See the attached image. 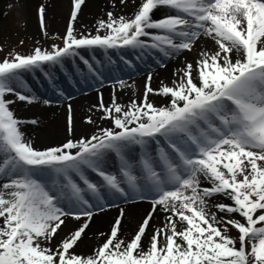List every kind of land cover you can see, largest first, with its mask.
I'll use <instances>...</instances> for the list:
<instances>
[{"label":"snow or ice","instance_id":"1","mask_svg":"<svg viewBox=\"0 0 264 264\" xmlns=\"http://www.w3.org/2000/svg\"><path fill=\"white\" fill-rule=\"evenodd\" d=\"M84 4L73 0L63 46L0 61V264H264V0H139L131 18L109 11L95 35L74 27ZM161 10L170 14L157 18ZM45 11L41 5L38 20L46 32ZM208 42L213 48L178 67L172 86L154 89L149 74L142 98L126 105L115 97L106 105L99 93L93 107L111 124L90 136L37 149L23 128L38 121L13 110L39 101L25 73L78 60L99 74L82 50L171 59ZM153 95L167 103L156 105ZM67 111L72 137L70 103ZM85 122L96 124L92 116ZM217 197L229 203L211 204ZM116 200L152 207L131 240L120 208L104 242L77 252L96 210L120 207ZM157 211L164 219L153 226ZM70 219L82 222L55 243Z\"/></svg>","mask_w":264,"mask_h":264},{"label":"bare ground","instance_id":"2","mask_svg":"<svg viewBox=\"0 0 264 264\" xmlns=\"http://www.w3.org/2000/svg\"><path fill=\"white\" fill-rule=\"evenodd\" d=\"M100 0H85V4L83 5L84 11L86 12L90 7H94V4H99ZM45 4L46 5V16L49 14L52 15V18L49 17V25L52 28L59 29L60 27V19L59 17H65L66 14V7H67V0H0V42L5 39L7 34L10 32V24L15 23V21H21V20H28V32L35 31L34 28V18H33V11H32V5L33 4ZM71 3V2H70ZM101 3V2H100ZM97 8V7H95ZM6 11L7 15H4V12ZM168 14L166 10L157 11L155 13V16L161 17L162 15ZM23 18V19H22ZM85 16L82 18L81 24H84ZM17 23V22H16ZM78 25L79 27L82 25ZM212 49L213 43L208 42L206 45H198L197 49L193 52H184L183 54L179 55L178 57H175L172 62H170L166 67H160L157 70L149 73L152 75V81L155 82L157 85L159 83L164 81H173L174 72L178 67H182L187 62H193L198 57V52L201 49ZM144 79H148V75H145L144 77H140L137 79H133L130 81L125 82V87L121 88L120 84L118 88L116 89V93L110 91L104 90V96L110 95L111 93L115 94L116 96H123L125 94V98L128 97L127 95L132 93L133 87H136L138 84H141ZM139 90V89H138ZM35 94V92H32ZM37 97H39V101L33 104H27L25 106L20 105L19 109H22L24 114L29 113L30 115L38 116L39 124L32 127V125L28 124L25 125L23 128V131L26 133L27 138L31 139L33 146L36 144L40 146L52 147V146H59L60 143L53 145L57 142H59L61 139L67 138V131H66V121H65V129L63 123L59 120L61 119V115L56 114L58 112L62 113V110L64 108L67 109L68 104L63 103L60 107H55L52 105H44L43 100H41V96L35 94ZM98 96V95H97ZM96 96V97H97ZM94 94H87L86 96H81L79 99L72 101L71 105L75 113V128L78 130L75 132L74 136L75 138H78L80 136H86L90 132H96L97 129H100L101 127H108L109 121L100 120L99 117L95 118L96 125H88L83 122L82 116L85 113H88L92 107L95 104V98ZM99 97V96H98ZM134 97V96H133ZM159 99V96H157ZM123 99V98H122ZM162 99V98H161ZM163 101H166L162 99ZM123 102V101H122ZM123 105L128 104L129 102H123ZM166 104V103H164ZM58 121V122H57ZM53 143L51 146L48 145V143ZM63 143V142H61ZM35 147V146H34ZM44 147V148H47ZM40 148V149H44ZM109 167L113 168V162L112 157H110L108 161ZM215 200L219 202H228L227 200H224L221 197L215 198ZM214 200V201H215ZM214 201L211 202V204L214 203ZM210 204V206H211ZM120 207H110L105 208L104 211H99L94 215L89 228L86 229V235L83 237L82 241L79 243V247L76 249L79 253L84 254H91L93 251V243L100 240L104 236H101V233H106L112 225L114 224V221L119 216L120 208H124L125 210V218L122 220V228L123 237L127 240L130 233L132 232V229L136 222L140 220V223L142 220L146 217L148 212L151 210V204L148 202H141L136 204H123L119 205ZM211 208L212 211H215ZM141 218V219H140ZM164 219V215L162 212L157 211L155 213L153 221H151V224L153 226H160L161 222ZM82 222V221H81ZM77 222L75 220H68L66 226H62V231L59 233V235H63L66 231H73L74 227L76 226ZM92 232V233H91ZM90 237H89V234ZM88 234V236H87ZM148 235H151V229L149 230ZM58 238H56L55 243H57Z\"/></svg>","mask_w":264,"mask_h":264},{"label":"rangeland","instance_id":"3","mask_svg":"<svg viewBox=\"0 0 264 264\" xmlns=\"http://www.w3.org/2000/svg\"><path fill=\"white\" fill-rule=\"evenodd\" d=\"M67 2H68L67 3V7H66L67 11H66L65 17H62V16L59 17V18H61L60 19L61 23H60L59 29L52 28L49 25L48 19H49V17L52 18V15L49 14L48 16H46V24H45L46 32L41 30V27H40V24H39V20H38V9H39V7L41 5H44L45 6V10H46V5L45 4H41V3L32 5L35 31L28 32V24H29L28 20H21V21L18 20V21H15V23L14 22L11 23L10 27L11 26L12 27L10 28V32L7 34L5 39H3V41L0 42V48L3 49V51H0V61H2L6 57H10V55H15V54L28 55V54H31L36 47H40L42 50L51 51V50H53L54 46H63V39L62 38L66 34V29H67V27L69 25V22H70V14H71V12L73 10V0H67ZM100 2H99V4H97V3L94 4V7H92V8L90 7V9H88L86 12L84 11V7L82 5L81 11L78 14L77 21L75 22V25H74L77 33H80V34H89L90 33L92 35H95L96 32H97V27H98L99 21L100 20H107L108 19L107 13L109 11L114 12V14L117 17L120 16V15H124L127 18H131L133 16V14H134V11L136 9V4L139 2V0H128L126 6L121 5L120 4V0H100ZM113 5H115V7H113ZM95 7H97V8H95ZM46 12L47 11H45V15H46ZM4 15L5 16L7 15L6 11L4 12ZM84 16H85L86 19L84 21V24H81L82 18H84ZM80 24L82 25V28H81V26L80 27L78 26ZM100 34L103 35L105 33L101 32ZM21 41H23V43H21ZM61 41H62V43H61ZM97 51H99V52L95 53L96 49L94 51L82 50V54L85 55L89 59L92 58L95 55L94 58L97 61H96V64L94 66H95L96 69L99 70V74H95L94 75L93 73L89 72L88 69L86 68V66H84L78 60L75 61V62L66 61L65 62L66 65H67L66 66V69H67V76L66 77H67V80L70 81V82L67 83V85H66L65 80L61 76V71H62L61 68L57 67V68H54V69H50L48 66H45L43 70H47V68H48L50 71H53L51 73V75H52L53 78H55L58 81V83L55 84L56 87L53 88V89H50V90L48 89V91H47V89H45L44 90L45 95L41 96V100H49V101H51L50 105L55 106L57 108L60 107L61 105H63V103H67V104L70 103V102L72 103V101H70V100L67 101L68 98H72L73 99L75 96H80V95H85L86 96L87 94H91V93L94 94V96H95L94 97L95 98L94 99L95 100L94 106L98 105V103H99V97H98L99 93H103V100H104V103L106 105L110 104V102L113 99V97L116 98V101L118 103H121L122 101L123 102H126V101L129 102V101H131L133 99H136V100L139 101L142 98L144 90H145V84L147 82L146 79H144L141 84H138L136 87L131 88L132 89V93L127 95L128 97H126V98H125V94H124V97L120 96V95L116 96L114 93L113 94L111 93L110 95L107 94L106 97L104 96V93H105V92H103L104 90L110 91L109 89H111L112 92L116 93V89L118 88L119 85H117L115 87H113L112 85H105L106 83H110L111 81L105 82L103 86H102V84H100V85L94 87L92 90H89L88 92H81V93H78L76 95L68 94L67 87L71 86L70 85L71 82L73 81L74 77H76V71L72 70L71 67L77 66L79 75H81V72H88V74L90 75L92 80L100 81L103 78V76H104V69L107 67V65H114V66L124 65V66L129 67V66H133L135 64L134 60H129L130 58L134 59L132 57V55L134 54V50L130 51L129 53L127 52V50H125L124 55L123 54L120 55L119 53H116V52H113V51L106 52L105 50L98 49V48H97ZM151 52H153V51H151ZM174 58L165 59L163 65H165V64L168 65L170 62L173 61ZM62 68H63V66H62ZM154 70H156V69H154ZM153 71H151V72H153ZM35 72L38 73L39 70H36ZM143 73H145V72H143ZM143 73H139V75H142ZM149 73L150 72L144 74L141 77H144L145 75H149ZM26 74L27 73H25L23 76H27ZM174 79L175 78H173V80ZM25 81L27 83L28 79L26 78ZM163 83L167 84L169 86H172V81H164ZM151 86L154 89H158V88H160L162 86V82L159 83V85H157L155 82L151 81ZM62 87L66 88V92H64L65 94L63 96V99L59 100V99H57L59 97L58 95H56L57 93L55 92V95H52V92L56 91V90H58V89H60ZM31 90L35 92V90H33V89H31ZM150 100L153 103H155L156 105H158V106L162 105L164 103H167V101L164 102L161 99V97H159V99H158L157 96H154V95L150 96ZM20 105L25 106L26 102H17L15 105L12 106L13 110L15 112V115L18 118L25 119V120L36 119L38 121V124H39V120H40L39 118L40 117L34 116L33 114L30 115L29 113L24 114L23 113L24 111L22 109L18 110ZM46 106H48V105H46ZM56 114L61 115V119L59 120V122L61 121L63 123L64 129H65V121L67 123V117H68L67 109L64 108L62 110V113L58 112ZM72 116H73L74 134H75V132L78 130V128L77 129L75 128V121H74L75 113H74V110H73ZM88 116H92L93 119H95V118H98L99 116H101V113L96 108L92 107V109L88 113H85L82 116L83 122L85 124H87L85 121H86ZM110 124H111V122L109 121V125ZM34 126H36V125H32V127H34ZM66 131H67V124H66ZM98 131H99V129H97L96 132H90L89 136L92 135V134L97 133ZM67 135H68L67 138L61 139L57 143H55V142L48 143V145L51 146L53 143H55L53 145H56L58 143L62 144L61 142L64 143V142L67 141V139L75 138V136H76L75 135V136L70 137L68 131H67ZM86 136H88V134H86ZM34 146L37 149L47 147V145H45V146L37 145L36 146V144ZM216 202H219V201L215 200L214 203H216ZM226 203H229V201L226 202ZM213 209L215 210V208H213ZM219 215H222V214H219ZM80 223L76 224V226L74 227L73 231L80 226ZM139 224H140V220L135 223V225H134V227L132 229V232L130 233V235H129L127 240H131L132 239V237L135 234ZM109 232H110V230H108L106 232V234L109 233ZM70 233H71V231H66L63 235H58L57 243H59V241L62 238L68 236ZM88 234H87V236H88ZM233 235H235V233H233ZM89 237H90V234H89ZM105 239H106V236H104L100 240H98L95 243H93V245H92L93 249L95 247H98L100 244H102ZM144 242H145V244H147V239H145Z\"/></svg>","mask_w":264,"mask_h":264}]
</instances>
